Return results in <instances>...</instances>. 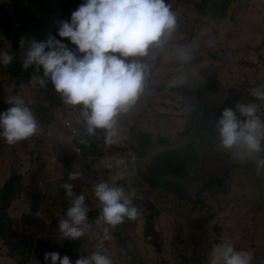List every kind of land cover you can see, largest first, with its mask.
Instances as JSON below:
<instances>
[{
	"label": "rangeland",
	"instance_id": "1",
	"mask_svg": "<svg viewBox=\"0 0 264 264\" xmlns=\"http://www.w3.org/2000/svg\"><path fill=\"white\" fill-rule=\"evenodd\" d=\"M165 1L176 16L175 31L162 47L154 46L146 55L145 88L136 103L117 116V142L106 144L105 130L97 129L100 135L92 134L90 141L98 148L89 158L83 150L78 153L77 146L78 140L89 135L84 132L83 106L66 104L50 79L44 78V85L39 83V77L29 84L22 83L0 64L5 95L21 98L39 124L34 136L11 146H6L8 143L0 136V183L4 180L0 190L14 174L22 175V190L9 208L10 217L15 229L27 234L33 246L44 239L53 252H58L69 240L58 227L70 206L63 185L72 183L73 192L85 197L87 210L101 213L102 205L94 189L97 183L105 182L135 192L138 199L133 204L140 215L135 220L125 218L115 227L98 225L100 216L87 218L84 235L75 240L74 256L70 258L73 262L100 252L108 255L113 264H212L214 247L227 242L236 251L251 253L253 249L256 264H264V165L259 164L264 160V139L262 151L251 156L240 146L226 149L220 137L213 149L208 143L203 145L207 167L198 182L186 179L182 183L194 200L203 190L201 203L180 200L151 187L142 178L156 154L189 139V114L198 104L209 105L211 111L218 109L232 89L242 96L239 104H256L257 116L264 121V100L251 94L254 88H264V53L261 55L260 50L264 0H219L217 6L228 2L223 17L215 10L208 17L203 15L205 0ZM11 3L12 0H0V7ZM54 10L51 7L52 13ZM5 29L7 32H0V50L12 54L16 29L7 23ZM180 50L190 54L189 62L179 61ZM212 75L219 81L216 93L208 87ZM178 87L186 88L187 94L180 95ZM39 114H50L52 118L46 117L49 123H44ZM238 118L244 119L239 113ZM66 122L68 129L64 127ZM141 134L151 139L143 156L136 151L139 144L147 143L146 138L138 141ZM197 144H201L200 140ZM70 155L72 160L67 158ZM7 163L11 169H4ZM76 170L79 178L69 181V174ZM34 213L38 225L22 223L23 214ZM151 214L158 237L150 242L159 244L161 253L144 236ZM105 227L109 229L108 239L104 238ZM33 246L28 255H23L0 241V264H43Z\"/></svg>",
	"mask_w": 264,
	"mask_h": 264
},
{
	"label": "clouds",
	"instance_id": "2",
	"mask_svg": "<svg viewBox=\"0 0 264 264\" xmlns=\"http://www.w3.org/2000/svg\"><path fill=\"white\" fill-rule=\"evenodd\" d=\"M175 28L176 16L165 0H85L72 12L70 21L57 22L58 36L68 38L76 46L75 50L55 37L46 44L35 40L26 42L21 38V48L29 44L27 58L21 60L25 69L34 65L37 73L42 70L43 77L50 79L66 104L82 105L88 134L103 129L106 132L105 143L111 145L117 142V116L136 103L144 91L148 73L147 65L138 59L129 61L126 58L144 57L152 47H162ZM190 58L188 52L179 51L181 63L189 62ZM12 62L13 55L0 50V64L8 66ZM44 78L39 79L41 85L45 84ZM251 94L264 100V88H254ZM8 103L11 106L0 113V136L8 143L6 146H11L34 136L39 124L21 98L12 97ZM237 112L244 119H239ZM217 131L226 149L240 146L249 156L262 151L264 121L257 116L256 104H237L235 110L225 108L218 120ZM259 164L264 165V160ZM79 176L76 170L69 174L68 179L74 181ZM73 187L72 183L63 185L70 206L66 218L58 221V227L64 238L76 240L84 235L88 210L85 197L76 195ZM94 191L102 205L98 225L115 227L125 218L135 220L140 215L132 195L126 194L123 187L100 182ZM104 238H110L108 227L104 228ZM212 257V264H256L257 258L253 249L251 253L236 251L227 242L215 246ZM44 264L113 262L100 252L81 256L74 262L67 255L48 252L45 253Z\"/></svg>",
	"mask_w": 264,
	"mask_h": 264
},
{
	"label": "trees",
	"instance_id": "3",
	"mask_svg": "<svg viewBox=\"0 0 264 264\" xmlns=\"http://www.w3.org/2000/svg\"><path fill=\"white\" fill-rule=\"evenodd\" d=\"M205 7L201 9V13L205 16L211 15L215 10L222 13L227 12L226 2L222 6H217L219 0H205ZM85 0H12L11 4L0 7V32H7L5 24L14 25L16 29L15 42L12 47L13 62L6 66L5 70L9 72L15 79L22 83H30L34 77L44 78L42 70L37 73L35 66H31L28 69L23 67L24 62L22 59V52L19 49V39L22 34L27 35L31 39H35L37 42H44L45 44L50 38H53L57 34V22L67 19L70 21L71 14L77 10L78 6L84 3ZM169 5L168 1H165ZM199 3L196 5L198 8ZM55 8L51 12V7ZM182 25V24H181ZM181 25L178 28H181ZM184 29H187L186 25H183ZM58 40L65 43L70 49L75 50V45H72L68 38L58 37ZM47 50V48H46ZM261 55L264 53V39L261 40ZM118 55V54H117ZM144 57H138L137 59L145 63ZM264 58V55H263ZM208 87L212 92L219 91V81L212 75L208 79ZM177 92L182 95L187 94V89L181 90V87L177 88ZM9 96L5 95L0 82V113L5 112L10 104L8 103ZM242 96L235 90H230L229 98L218 109L211 111V107L207 104H198L197 107L189 114L190 126L187 128L189 133V139L182 145L176 148H170L163 150L156 154L150 164L145 168L142 173L143 181L151 187L162 189L165 192L177 196L180 200L190 203H201L203 190L198 193L197 200H194L187 189L183 186V181L186 179H192L195 182L199 181V176L207 167V160L203 156V145L208 143V146L213 149L215 147L216 139H219L220 134L217 131V123L221 117L222 111L225 108H233L235 110L236 105L241 103ZM39 108L42 106L39 105ZM43 109V108H42ZM48 113V110H44ZM39 113V112H38ZM238 116V112H237ZM52 118L50 114L41 116L39 114L40 121L49 123L46 118ZM243 119V118H239ZM98 130L94 135L98 134ZM92 135L83 136L78 140L77 146L79 152L84 151V156L89 158L93 156L95 150L98 148L96 144L90 141ZM142 138L147 139L146 146H139L136 151L139 156L144 155V149L151 145L150 136L141 134L138 136V141ZM197 140H200V145L197 144ZM166 142V145L170 146ZM78 152V153H79ZM72 160L71 155L68 156ZM11 165L7 163L4 169H11ZM4 180L1 181L2 184ZM123 187V186H122ZM124 188V187H123ZM22 190V175L20 173L14 174L9 178L0 190V241H4L9 249L14 252L28 255L31 250L28 247L27 237L20 231L14 229L13 221L9 215V208L13 202L18 198ZM126 194L132 195L133 203L138 199L135 192L125 189ZM35 197L39 199V195L35 194ZM36 210V209H35ZM156 214V212H154ZM101 216V213L87 211V218ZM153 215L147 217V232L144 231L145 238H150L148 243L155 249L157 253H161V247L156 242L152 243V238H157L158 234L153 228ZM22 220L25 224L36 225L38 223L31 214H23ZM131 221H128V223ZM76 248V241L69 239L65 247L61 248L58 253L61 256L67 255L70 258L74 256L73 251ZM35 250L38 252L41 262L44 264L45 253L53 252L49 244L44 240Z\"/></svg>",
	"mask_w": 264,
	"mask_h": 264
},
{
	"label": "crops",
	"instance_id": "4",
	"mask_svg": "<svg viewBox=\"0 0 264 264\" xmlns=\"http://www.w3.org/2000/svg\"><path fill=\"white\" fill-rule=\"evenodd\" d=\"M21 38H24L25 39V41L26 42H30V41H33V40H35V39H31V38H29L27 35H25V34H22L21 35V37H20V39H19V42H20V40H21ZM20 50H21V52H22V59H26L27 58V53H28V50H29V44L28 43H26L25 44V46L23 47V48H19ZM4 182V181H3ZM2 182V183H3ZM10 212V211H9ZM36 213H34V214H31L33 217H34V215H35ZM9 215H10V213H9ZM21 219H22V217H21ZM35 219H37V218H35ZM13 221V220H12ZM22 221V223L23 224H25L24 222H23V220H21ZM37 221H38V219H37ZM13 225H14V222H13ZM25 225H29V224H25ZM36 225H38V223L36 224ZM36 225H33V226H36ZM14 229H15V227H14ZM17 230V229H16ZM22 233V232H21ZM24 236H26L27 237V241H28V247H30V248H32V246H33V242H32V240L30 239V237L27 235V234H25V233H22ZM42 241H44V239H41V240H39L38 241V243H36L34 246H33V249H35Z\"/></svg>",
	"mask_w": 264,
	"mask_h": 264
},
{
	"label": "built area",
	"instance_id": "5",
	"mask_svg": "<svg viewBox=\"0 0 264 264\" xmlns=\"http://www.w3.org/2000/svg\"><path fill=\"white\" fill-rule=\"evenodd\" d=\"M66 129H68L69 128V123L68 122H66V124H65V126H64ZM84 132L86 133V134H88V132H87V130H85L84 129ZM79 150V149H78ZM79 152V151H78ZM100 249H102V245L100 244L99 246H98Z\"/></svg>",
	"mask_w": 264,
	"mask_h": 264
},
{
	"label": "flooded vegetation",
	"instance_id": "6",
	"mask_svg": "<svg viewBox=\"0 0 264 264\" xmlns=\"http://www.w3.org/2000/svg\"><path fill=\"white\" fill-rule=\"evenodd\" d=\"M14 58V57H13Z\"/></svg>",
	"mask_w": 264,
	"mask_h": 264
}]
</instances>
